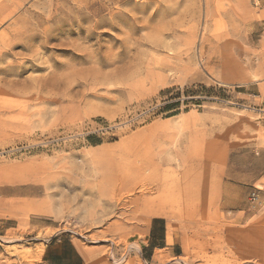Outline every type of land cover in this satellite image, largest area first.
<instances>
[{"label": "rangeland", "instance_id": "obj_1", "mask_svg": "<svg viewBox=\"0 0 264 264\" xmlns=\"http://www.w3.org/2000/svg\"><path fill=\"white\" fill-rule=\"evenodd\" d=\"M144 209L264 264V0H0V264H136Z\"/></svg>", "mask_w": 264, "mask_h": 264}, {"label": "crops", "instance_id": "obj_2", "mask_svg": "<svg viewBox=\"0 0 264 264\" xmlns=\"http://www.w3.org/2000/svg\"><path fill=\"white\" fill-rule=\"evenodd\" d=\"M143 221L133 228L139 234L144 235L141 241L140 255L136 259V264H168L169 260L182 254V244L172 233L170 227L171 215H163L145 210ZM78 253L76 262H67L64 264H107L100 260L93 262L90 257V250H80L75 247ZM180 250V254L177 252Z\"/></svg>", "mask_w": 264, "mask_h": 264}, {"label": "built area", "instance_id": "obj_3", "mask_svg": "<svg viewBox=\"0 0 264 264\" xmlns=\"http://www.w3.org/2000/svg\"><path fill=\"white\" fill-rule=\"evenodd\" d=\"M250 200H251L252 203H257L259 201V195H258V192L256 190L251 192Z\"/></svg>", "mask_w": 264, "mask_h": 264}, {"label": "bare ground", "instance_id": "obj_4", "mask_svg": "<svg viewBox=\"0 0 264 264\" xmlns=\"http://www.w3.org/2000/svg\"><path fill=\"white\" fill-rule=\"evenodd\" d=\"M10 77V76H9Z\"/></svg>", "mask_w": 264, "mask_h": 264}]
</instances>
